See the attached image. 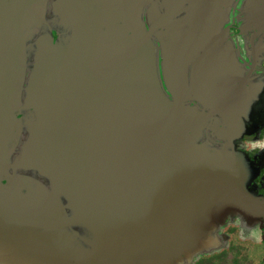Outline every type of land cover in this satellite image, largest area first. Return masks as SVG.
Segmentation results:
<instances>
[{
	"label": "water",
	"instance_id": "obj_1",
	"mask_svg": "<svg viewBox=\"0 0 264 264\" xmlns=\"http://www.w3.org/2000/svg\"><path fill=\"white\" fill-rule=\"evenodd\" d=\"M137 1L143 13L153 11L159 39L175 27L166 49L186 55L183 79H196L201 67L206 79L252 76L249 48L264 41V0ZM36 4L0 0V174L11 108L20 101L17 38ZM106 6L101 17L90 0H56L54 13L70 27L67 43L35 40L25 101L40 115L12 171L34 166L57 174L41 194L6 191L0 179V264H166L200 243L214 214L222 218L250 178L240 152H210L182 127L183 107L161 91L152 27L137 9ZM235 19L246 26L237 27L242 47L230 31ZM225 62L231 68L220 71ZM63 189L79 205L71 220L94 233L91 248L72 255L57 234L55 198Z\"/></svg>",
	"mask_w": 264,
	"mask_h": 264
},
{
	"label": "flooded vegetation",
	"instance_id": "obj_2",
	"mask_svg": "<svg viewBox=\"0 0 264 264\" xmlns=\"http://www.w3.org/2000/svg\"><path fill=\"white\" fill-rule=\"evenodd\" d=\"M22 1L36 2L37 11L32 22L23 24L17 38L22 71V79L17 81L20 101L19 106L11 108L14 128L11 139L5 144L8 156L0 179L6 191L18 188L23 194H41L49 189L50 181L57 172L34 166L18 168L13 172L12 161L25 149L24 143L29 127L40 115L39 108L25 101V88L36 48L35 40L40 35H48L54 42L65 45L69 39L70 27L63 25L54 13L53 3L56 0ZM90 2L101 17L108 8L107 4L118 3L119 10L124 13L128 6L131 7L136 3L132 7L137 9L145 28L152 27L150 39L154 47L156 74L161 91L169 102L179 100L183 107L182 127L186 129L195 144L204 146L210 152L222 149L240 152L248 165L250 178L244 184V189L238 191L235 200L222 218L215 213V224L201 235L200 243L166 264H191L198 258H203L212 264H222L217 259L219 252L217 248L222 243L226 250L230 244L242 248V252L229 256L231 261L228 264H264V151L260 150L259 145L260 141H264V41L257 44L258 46L254 44L253 48H249L248 57L251 60L255 59V63L247 68L253 74L244 81L222 80L223 78L218 77L220 76L218 72L214 73L215 78L206 79L202 67L198 73L200 76L196 79H183L186 55L182 57L179 51L172 55L175 56L172 59L166 47L171 36L174 35V26L168 29L165 35L162 34L161 40L157 36L160 29L154 28L157 23L153 20V11H149L148 14L143 13L137 0H90ZM241 23L237 22V19L233 20L230 31L232 37L237 39L239 46L242 47L243 40L237 33V27ZM240 28L245 29L246 26L241 24ZM10 42V40L5 42V48L9 47ZM203 52L202 49L199 53ZM250 63L252 64V61ZM219 67V70L223 71L231 68V64L225 62ZM190 97L198 102L190 101L188 99ZM18 123H20L19 132ZM121 142L126 145L124 141ZM246 142H248L247 147L253 151H245ZM90 170L91 168L87 171ZM55 202V215L60 230L57 234L61 243L67 245L64 253L72 255V250L90 249L94 240L92 229L88 224L71 220L76 217L79 205L69 199L65 189L57 194ZM229 220L239 225L243 224L248 229V236H244L245 239L241 237L235 240L231 235L221 234L220 227ZM42 229H45V226H42ZM219 231L221 239H219ZM195 257L197 258L194 259ZM134 264L144 263L135 261Z\"/></svg>",
	"mask_w": 264,
	"mask_h": 264
},
{
	"label": "rangeland",
	"instance_id": "obj_3",
	"mask_svg": "<svg viewBox=\"0 0 264 264\" xmlns=\"http://www.w3.org/2000/svg\"><path fill=\"white\" fill-rule=\"evenodd\" d=\"M221 228V229H220ZM221 234L226 233L227 235H231L235 240H238L241 237L248 236L247 235V228L241 224H237L229 220L225 225L220 227ZM219 231V239H221ZM223 232V233H222ZM245 239V237L243 238ZM233 241V240H232ZM226 250L224 247V244L222 243L219 248V252L217 253V259L222 263V264H228V262L231 261L229 256H232L231 254L235 253H240L242 252V248L240 246H237L236 244H230ZM195 257L194 259H196ZM195 262H192L191 264H212L210 261L203 260V258H198V260H194ZM186 264V263H184Z\"/></svg>",
	"mask_w": 264,
	"mask_h": 264
},
{
	"label": "clouds",
	"instance_id": "obj_4",
	"mask_svg": "<svg viewBox=\"0 0 264 264\" xmlns=\"http://www.w3.org/2000/svg\"><path fill=\"white\" fill-rule=\"evenodd\" d=\"M247 143H248V142H246V144H245V151H253V149H250V148L247 147ZM259 145L261 146V147H260V150H261V151H264V141H260V142H259Z\"/></svg>",
	"mask_w": 264,
	"mask_h": 264
}]
</instances>
